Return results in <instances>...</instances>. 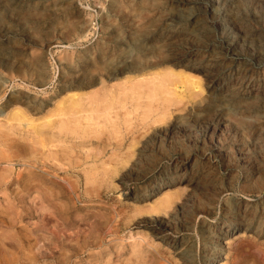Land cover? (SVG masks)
Instances as JSON below:
<instances>
[{"label":"rangeland","instance_id":"rangeland-1","mask_svg":"<svg viewBox=\"0 0 264 264\" xmlns=\"http://www.w3.org/2000/svg\"><path fill=\"white\" fill-rule=\"evenodd\" d=\"M105 261L264 264V0H0V264Z\"/></svg>","mask_w":264,"mask_h":264},{"label":"bare ground","instance_id":"bare-ground-1","mask_svg":"<svg viewBox=\"0 0 264 264\" xmlns=\"http://www.w3.org/2000/svg\"><path fill=\"white\" fill-rule=\"evenodd\" d=\"M168 76V75H167ZM185 76V75H184ZM186 77V76H185ZM187 78V77H186ZM193 82V81H192ZM194 82H195V79H194ZM196 83V82H195ZM193 84V83H192ZM195 85V84H194ZM194 85H193V88H194ZM190 86V85H189ZM198 88V87H196ZM195 89V88H194ZM75 96V95H74ZM60 103V102H59ZM61 104V103H60ZM56 106V105H55ZM60 107V106H59ZM62 108V107H61ZM13 112V111H12ZM57 112V111H56ZM55 112V113H56ZM11 113V112H10ZM21 114V113H20ZM12 115V113L10 114ZM14 116L16 114H13ZM22 115V114H21ZM9 116V115H8ZM15 118H17L15 116ZM26 118V117H25ZM24 118V119H25ZM23 119V120H24ZM30 120V119H29ZM29 120H26V121H29ZM22 121V119H21ZM39 121V120H38ZM13 122V121H12ZM25 122V121H24ZM31 122V121H29ZM23 123V122H22ZM32 123V122H31ZM39 123V122H38ZM2 124V123H1ZM28 124V122H27ZM35 123H32V125H34ZM39 125V124H38ZM28 126H30V124H28ZM27 126V127H28ZM36 126H37V123H36ZM66 129V127H30V130L28 131V134L26 135L27 136V141L30 143V147H36L39 149V156L36 160H38V163H39V167H40V171H37V166H35L34 162H31L30 164H28L27 168H28V184L30 185V187H32L35 183L34 181L38 180L37 178L39 177L40 179V182H46V180H48V170L51 169L52 171L54 170L55 173H59L58 170L59 169H62V166H63V163L67 161V165L69 167H75L77 166L78 162L76 161V159H69V157L67 156L68 153H66V151L64 150V147L62 148L60 145L59 146H55L53 144V142L55 141H63V138H64V133H63V129ZM70 128V127H69ZM10 129V127H9ZM16 129V128H15ZM19 129V128H18ZM24 129V128H23ZM27 129V128H26ZM25 129V130H26ZM68 129V128H67ZM71 130V129H70ZM22 131V130H21ZM24 131V130H23ZM65 131V130H64ZM70 132V131H69ZM67 134V133H66ZM70 134V133H69ZM75 134V133H74ZM76 135V134H75ZM69 136V135H68ZM71 136V135H70ZM74 136V135H73ZM77 136V135H76ZM70 138V137H69ZM25 140V138H24ZM67 141V140H66ZM71 142V141H70ZM84 142V141H83ZM76 143V142H75ZM74 142L71 143V145L69 146L72 150L73 149H76L78 146L75 144ZM63 144V142H62ZM27 145V143H26ZM51 147H55V149H52ZM56 147H59L56 149ZM68 147V148H69ZM24 150V149H23ZM33 150V149H32ZM31 150V151H32ZM67 150V149H66ZM105 151V150H103ZM32 153V152H31ZM73 153V152H72ZM75 153V152H74ZM73 153V154H74ZM37 154V153H36ZM103 154V153H102ZM75 156V154H74ZM102 156V155H101ZM81 157V156H80ZM88 156L86 155L84 158H87ZM100 157V156H99ZM98 157V158H99ZM33 158V156L31 157ZM34 159V158H33ZM74 160V161H73ZM86 160V159H85ZM96 160V159H95ZM36 162V161H35ZM84 162V161H83ZM11 163V162H10ZM51 164V165H50ZM81 164V162H80ZM79 164V165H80ZM11 165V164H10ZM38 165V164H37ZM58 168V169H57ZM89 168V167H88ZM48 169V170H47ZM78 169V168H77ZM85 169V168H84ZM95 169V168H94ZM86 170H89V169H86ZM27 171V169H26ZM83 171V170H82ZM98 171V170H97ZM89 172V171H88ZM92 170H91V174H92ZM50 173V172H49ZM67 173V172H66ZM85 173V171H84ZM51 174V173H50ZM65 174V173H64ZM86 174V173H85ZM94 175V174H93ZM96 175V174H95ZM92 175H90V178H91ZM50 177V175H49ZM60 178V177H59ZM87 178H89L87 176ZM86 178V180H87ZM89 178V179H90ZM85 179V178H84ZM50 180V179H49ZM91 180L93 181V179L91 178ZM90 180V181H91ZM39 182V181H38ZM67 182V181H66ZM85 182V181H84ZM68 183V182H67ZM74 183V181H73ZM85 183H89L88 181L85 182ZM73 185V184H72ZM70 183H69V187L70 189H73L74 187L72 186ZM85 185V184H84ZM29 187V186H28ZM41 187V186H40ZM44 187V186H43ZM85 187V186H84ZM46 188V187H45ZM44 188V189H45ZM63 188V186H62ZM66 188V187H65ZM29 189V188H28ZM33 189V188H32ZM42 189V188H41ZM64 189V188H63ZM85 189V188H84ZM43 191V190H42ZM33 192V191H32ZM63 192V191H62ZM40 196V195H39ZM66 196V195H65ZM70 196V195H69ZM67 197V196H66ZM171 201V200H170ZM183 201V200H182ZM181 201V202H182ZM185 201V200H184ZM39 202V201H38ZM185 203V202H184ZM182 203V204H184ZM39 204H41V202H39ZM91 204V203H90ZM38 205V204H37ZM39 207V206H38ZM36 206H35V202L34 200L31 198L30 199V203L28 205V212H27V216L29 218H32L33 215H34V210ZM38 210V209H37ZM40 211V210H39ZM111 212V211H110ZM59 215L62 216V217H65L67 218L68 217V212H63L62 210L59 211ZM41 218H43V214L40 215ZM157 220V219H155ZM116 221V220H115ZM157 222V221H156ZM164 224V223H163ZM152 227V229L155 231H157V233H159L160 235H164L165 232H166V228H165V225H162L161 224H152L150 225ZM50 231V230H49ZM168 234V233H167ZM166 235V234H165ZM138 238L140 239V241H137V240H134V241H137V242H134L132 244V253H136L137 251L135 250L136 247L140 246L141 242H144V239L141 237V236H138ZM165 238V237H164ZM96 240V239H95ZM96 245H100L102 243V240L101 238L97 239L96 241ZM109 242V241H108ZM138 242H140L138 244ZM29 247V246H28ZM31 248V247H30ZM137 254V253H136ZM219 255V254H218ZM214 256V255H213ZM212 256V257H213ZM224 257V255H222ZM31 260L33 261L34 260V255L33 253H31ZM222 258V257H221ZM220 259V258H219ZM223 259V258H222ZM220 263V262H219ZM87 264H91V263H87ZM97 264H106V261L105 262H99ZM216 264V263H215Z\"/></svg>","mask_w":264,"mask_h":264}]
</instances>
